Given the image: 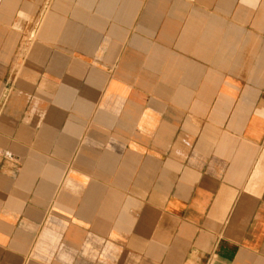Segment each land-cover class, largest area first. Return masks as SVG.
<instances>
[{"label": "crops", "instance_id": "1", "mask_svg": "<svg viewBox=\"0 0 264 264\" xmlns=\"http://www.w3.org/2000/svg\"><path fill=\"white\" fill-rule=\"evenodd\" d=\"M0 264H264V0H0Z\"/></svg>", "mask_w": 264, "mask_h": 264}]
</instances>
